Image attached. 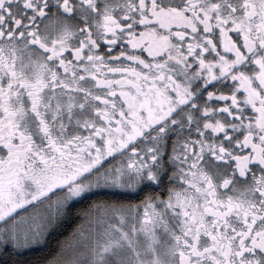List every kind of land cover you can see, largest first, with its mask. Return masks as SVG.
<instances>
[{"label":"snow or ice","instance_id":"snow-or-ice-1","mask_svg":"<svg viewBox=\"0 0 264 264\" xmlns=\"http://www.w3.org/2000/svg\"><path fill=\"white\" fill-rule=\"evenodd\" d=\"M0 264H264V0H0Z\"/></svg>","mask_w":264,"mask_h":264},{"label":"trees","instance_id":"trees-1","mask_svg":"<svg viewBox=\"0 0 264 264\" xmlns=\"http://www.w3.org/2000/svg\"><path fill=\"white\" fill-rule=\"evenodd\" d=\"M54 239L50 240L48 247L51 248L54 244ZM44 251V249L38 248L35 249L34 251H28L24 253V258L25 259H34L35 257L41 255V253Z\"/></svg>","mask_w":264,"mask_h":264},{"label":"flooded vegetation","instance_id":"flooded-vegetation-1","mask_svg":"<svg viewBox=\"0 0 264 264\" xmlns=\"http://www.w3.org/2000/svg\"><path fill=\"white\" fill-rule=\"evenodd\" d=\"M38 248H40V247L33 248L31 251H34L35 249H38Z\"/></svg>","mask_w":264,"mask_h":264},{"label":"rangeland","instance_id":"rangeland-1","mask_svg":"<svg viewBox=\"0 0 264 264\" xmlns=\"http://www.w3.org/2000/svg\"><path fill=\"white\" fill-rule=\"evenodd\" d=\"M28 211H32V209H28Z\"/></svg>","mask_w":264,"mask_h":264}]
</instances>
